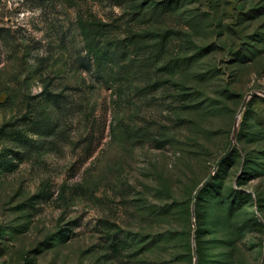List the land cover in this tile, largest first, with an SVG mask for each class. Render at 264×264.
Wrapping results in <instances>:
<instances>
[{
	"label": "rangeland",
	"instance_id": "obj_1",
	"mask_svg": "<svg viewBox=\"0 0 264 264\" xmlns=\"http://www.w3.org/2000/svg\"><path fill=\"white\" fill-rule=\"evenodd\" d=\"M0 264H264V0H0Z\"/></svg>",
	"mask_w": 264,
	"mask_h": 264
},
{
	"label": "trees",
	"instance_id": "obj_2",
	"mask_svg": "<svg viewBox=\"0 0 264 264\" xmlns=\"http://www.w3.org/2000/svg\"><path fill=\"white\" fill-rule=\"evenodd\" d=\"M81 21L84 23V25L88 26L89 28L92 29V31L94 32H98L99 30H105V28H107V24L102 23L100 20H98L92 12H86V11H82L81 12ZM89 37V32H86V38L88 39ZM87 54L88 56L86 58H88V64L95 66L96 69H100L103 65H104V58L105 56L108 54L107 52H101V50H98L96 48H94L93 46H91L89 44V46H87ZM212 182V180H211ZM211 182L208 183L202 190V192H204L208 186L211 185ZM227 203V202H226ZM184 202H179L178 204L175 203H171L166 202L164 203V206L162 208V210H157L158 212L165 211L167 213L168 217H171L173 214L178 216V221L180 224L184 225V227L181 229L180 235L183 237H185L184 235H186V237L188 238V243L187 242H183L186 243L188 245H190L189 243V237L191 236V228H190V216H191V212H190V208H187V206H184ZM178 207L181 208L180 210H178ZM235 207L230 208V214H234V212L236 211ZM156 211V210H155ZM158 212H155L151 215L147 216L148 222H153L154 220H156V217H160V215L158 214ZM157 217V218H158ZM169 224H171L170 222H168ZM165 234V233H164ZM161 234V235H164ZM171 232H169L168 235H170ZM130 247H132V245L128 244ZM142 253L144 256L146 255L147 252L143 251L140 252ZM133 256L135 257L136 254H133Z\"/></svg>",
	"mask_w": 264,
	"mask_h": 264
},
{
	"label": "water",
	"instance_id": "obj_3",
	"mask_svg": "<svg viewBox=\"0 0 264 264\" xmlns=\"http://www.w3.org/2000/svg\"><path fill=\"white\" fill-rule=\"evenodd\" d=\"M258 95V92L257 91H254V92H251L249 93L240 110H239V113H238V116H237V120H236V123H235V126H234V131H233V136H232V139L230 141V145L227 149V151L217 160L215 166H214V170L213 172L210 173V175L197 187L196 191L194 192V195H193V209L195 208V205H196V201H197V197L199 195V193L202 191V189L208 184L211 182L213 176L215 175V172L218 170V168L220 167V165L223 163V161L230 155V153L232 152V149L235 145V142H236V136H237V133H238V130H239V118L241 117L242 113L244 112L249 100L252 98V97H255ZM193 256L195 259H197V249L194 248L193 250Z\"/></svg>",
	"mask_w": 264,
	"mask_h": 264
}]
</instances>
